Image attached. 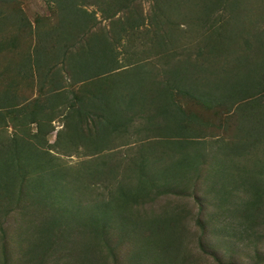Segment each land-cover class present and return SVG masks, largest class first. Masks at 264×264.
<instances>
[{
	"label": "trees",
	"instance_id": "trees-1",
	"mask_svg": "<svg viewBox=\"0 0 264 264\" xmlns=\"http://www.w3.org/2000/svg\"><path fill=\"white\" fill-rule=\"evenodd\" d=\"M22 1L0 0V65L6 64L4 71L0 72V83L16 79L12 81L13 86L16 85L15 89H11V82L8 81L9 88L0 90V233L4 241L8 240L5 225L9 223V214L23 207L26 194L38 191L34 175L40 179L49 178L50 186L55 180L62 179L61 184L74 186L75 190L79 188L80 182L84 187L87 183L94 182L95 185V182L107 178L106 187L109 188L110 198L102 201L104 209L100 206L98 212L89 210V214L86 212L85 215L88 217L86 221L90 228L87 231L92 241L91 258L96 264H123L124 259L120 256L123 245L117 239H127L126 234L141 237L148 232L153 234L158 228L167 229V223L174 220L170 217L163 221L152 219L146 232L135 226L132 230L130 226L116 227L108 222L111 218L108 208L112 206L109 203L113 201L116 207L123 206L125 209L131 205L139 207L141 204L148 205L145 203L154 204L169 195L180 196L182 194L176 192L182 183L180 169L184 167L182 171L186 173L190 167L185 166L186 163H181L180 168L177 164L175 168L167 165V168L155 170V175L150 176L147 175L149 167L140 165L145 162L142 160L137 168L132 164L126 170H135L133 174L127 173L120 178L116 167H110L102 161L105 157L103 155L106 151L110 154L131 147V144L143 146L145 141L154 138L164 141L182 138L187 136L188 131L194 133L189 136L196 134L197 138L203 136L204 130H209L213 136H217L218 132L230 134L238 126L240 114L237 112L242 111L247 116L251 100H263L264 72L248 76L241 84L232 83L227 88L228 97L222 98L221 103L215 105L207 98H200L190 92L195 80H201L195 77L196 70L192 68L195 65L187 63L184 67L183 63L167 62L171 66L165 71V82L160 81L165 86L157 89L156 97L161 99L158 102L152 97L154 93L151 82L157 81L159 75H152L153 70L149 68L151 59L122 66L117 49L125 46L126 42H132L144 28L145 35L148 36L152 30L154 40L157 38L150 44L151 51H154L152 57H171L172 53L168 51L174 40L171 31L177 30V27L169 18L173 13L183 17L185 12L200 9V0H194V8L183 3L184 0H169V9L164 7L162 0H156L159 4H155L151 15L145 10L142 0H45L50 13L36 18L35 24L23 12ZM242 3L243 0L204 1L202 12L194 18V22L198 29L209 24L205 27L206 36L203 35V39L208 37L205 42H208L205 48L208 49V55H214L219 47L220 51L227 49L230 39L231 42L236 39L235 32L239 33L246 48L251 49L256 44L254 36L259 44L262 43L264 29L258 28L262 17L249 19L247 16H239L242 12L248 14ZM245 27H252L254 32L248 35L244 31ZM198 66L197 72L204 74L206 80H218L217 68L212 69L204 63ZM22 80H28L23 87L20 84ZM146 82L152 85L150 95L147 91L149 89H145ZM37 83L39 93L31 97L33 84ZM202 83L207 85L204 79ZM180 87H188V90L182 91ZM24 89L30 93L21 94ZM178 89L179 94L184 92L180 99L175 93ZM233 97L236 101H233ZM213 110L215 114L204 113ZM234 111L236 114H232ZM134 114L143 116L146 121L143 130L152 134L144 135L139 140L128 137L129 128L133 127L136 120ZM57 118H62L63 127L57 133L54 144H51L47 137L55 131L53 123ZM27 125L38 127V132L47 143L44 152L38 149L42 155L34 156L35 162L28 159L27 148L34 147L31 142L12 137L10 143H6L1 132L8 131L10 127L18 129ZM21 131L34 142L41 138L37 132L29 135L28 131ZM13 144L15 146L12 148ZM80 146L86 148L84 156H91L99 162L92 167L81 163L77 169L80 182L77 181L75 186L65 179L69 169L62 166L51 151L79 154ZM142 150L143 147L140 152ZM42 171L44 177H40ZM63 171L64 174L61 173ZM86 176H89L87 180ZM76 194L70 191L65 194V198L60 197L59 208L62 212L71 211L79 220L83 213L80 202L76 205L73 203ZM259 198L257 200L261 204L264 196ZM250 203L251 206H260L258 201ZM85 216H82L83 220ZM50 227L54 233L49 240L46 256L49 257L55 250V259L47 258V262L56 264L65 258L63 250L66 242L73 240L79 232L70 226L64 213L53 220ZM118 228H121L122 234H115ZM163 248L161 245L157 251L162 252ZM6 250L4 246L0 251V261L4 260L2 264H10Z\"/></svg>",
	"mask_w": 264,
	"mask_h": 264
},
{
	"label": "rangeland",
	"instance_id": "rangeland-1",
	"mask_svg": "<svg viewBox=\"0 0 264 264\" xmlns=\"http://www.w3.org/2000/svg\"><path fill=\"white\" fill-rule=\"evenodd\" d=\"M142 1L145 10L150 15L155 4H159L156 0ZM204 1L200 0L202 6L200 9L197 8L198 10L185 12L183 17L173 13L169 18L171 23L174 25L176 23L177 27V30L171 31L172 39H174L172 47L168 50L169 54L172 53L171 57L165 59L152 57L153 32L151 30L147 36L144 34L146 32L144 28L132 42H126L125 46L117 49L120 52L119 59L122 66L137 64L142 59L148 62V59H151L149 68L153 70L152 75L155 77L156 74L159 75L156 78L157 81L151 82L154 93L152 97L158 102L161 99L156 97L158 96L157 89L165 86L160 81L165 82L163 81L167 78L165 71L171 66L167 62L183 63L184 67L187 63L195 65L192 67L196 70L194 71L195 77L202 81L204 79L208 86L204 85L201 80L200 82L195 80L194 88L190 92L197 94L200 98H207L215 105L220 104L222 98L228 97L227 88L231 87L232 83L241 84L248 76L264 72V36L261 44L254 36L256 44H253L250 49L244 46L239 33L235 32L236 39L232 42L230 39L227 49L220 51L219 47L214 55H208V49H205L208 37L203 39V35L206 36L204 31L206 25L209 24L198 29L194 22V18L202 12ZM162 2L164 7L169 9L171 6L169 0H162ZM182 2L188 3L187 6L193 8L196 4L194 0ZM242 5L248 14L242 12L239 16H247L249 19L262 17L258 28L264 29V0H243ZM21 7L31 22L38 17L48 16L50 13L45 0H23ZM89 8L95 9V7ZM244 31L251 35L254 29L245 27ZM203 63L208 64L212 69H218L217 81L206 80L204 74L197 72L198 65ZM4 66H6L5 63L3 66L0 65V72L4 71L3 69L6 68ZM14 80L16 79L11 78L1 82L0 90L9 88L8 81L11 82V89H15L16 85L13 86L12 82ZM27 81L19 82L21 87L25 86ZM149 84L150 82H146L144 85L145 89H149L147 91L150 95L152 85ZM33 86L34 91L31 97L39 93H37L38 83ZM180 89L187 91L188 87H180ZM179 91L178 89L175 93L180 99L184 96V92L179 94ZM23 93L29 94L30 92L24 89L21 90V94ZM13 95L14 93L11 97ZM233 101H236L235 97ZM204 113L215 114L216 112L213 110ZM232 114H236V111ZM237 114H240L237 129L230 131V134L218 132L217 136H213L210 135L209 130H204L203 136L197 138L196 134L189 136L194 133L188 131L187 136L182 138H169L167 141L154 138L145 141L143 146L137 145V147L131 144V147L123 148L115 153L107 154L106 151L102 161L110 167H116L115 169L120 172V178L124 174L135 172V170L134 172L126 171L132 167V164L136 165L135 168L140 165H144L145 168L149 167L147 175L150 176L155 175V170L158 171L168 166L175 168L176 164L179 168L181 163H186L185 166L190 167L186 169V173L182 171L184 167L180 169L182 183L176 192L182 194L181 197L169 195L158 199L154 204L145 203L148 205L141 204L139 207L131 205L125 209L123 206L116 207L113 201L109 203L112 206L108 208L111 211V218L108 222L117 225L116 227L130 226L131 229L135 226L146 232L153 222L152 219L163 221L170 217L174 220L167 225L166 222L164 223L167 228L165 230L158 228L153 234L148 232L143 237L126 234L127 239H117L123 245L120 252L121 258L124 259L123 264H264V200L261 204L257 200L264 196V98L258 101L251 100L247 116L243 115L242 111H238ZM134 115L136 120L133 127L129 128L131 135L129 133L128 137L131 140L133 137L139 140L144 135L152 134L150 131L143 130L146 122L143 116ZM62 125V118H57L53 123L55 131L47 137L48 142L54 144ZM21 130L28 131L29 135L37 132L41 137L36 126L27 125L18 127V129L10 127L8 131H1L5 137L4 142L10 143L9 140L12 137L31 142L34 147L27 148L28 159L35 162L34 156L42 155L41 153L47 149V143L43 136L34 142L35 140L23 134ZM13 146L15 145L13 144L12 148ZM142 147L143 150L140 152ZM80 149L79 154L65 153L61 150L51 151L53 156L59 159L58 162L69 169L65 179L75 186L80 180L77 175L79 165L83 163V165L89 164V167H92L94 163L99 162L91 156H84L86 154L83 152L86 148L80 146ZM142 160L145 162L142 163ZM64 171L61 173L64 174ZM40 177H44L43 171ZM34 178L37 180L35 183L39 189L26 194L23 198V207L9 214V223L5 225L8 240L4 241L0 233V251L4 246L7 248L6 256L10 264H51V261L47 262V258L55 259L56 252L54 250L49 257L46 256L49 240L54 233L50 225L53 220L64 213V218L71 227L77 229L79 234L73 240L66 242L65 250H63L65 258L63 257L56 264H96V261L92 260V241L88 232L90 227L86 221L88 217L85 215L86 212L87 215L89 214V210V212H98L100 206L104 209L105 204L104 202L102 204V201L110 198L109 188L106 187L108 179L95 182V185L94 182L87 183L84 187L79 181L81 190L79 188L75 190L74 186L66 187L61 184L62 179L55 180L50 186L49 178L40 179L38 175H34ZM88 178L89 176H86V180ZM70 191L77 193L73 198V203L76 205L80 202L82 216H85V220L81 215L78 220L71 211H66V213L60 210V197L65 198V194ZM253 201H258L260 206H257L261 208L260 210L256 204L251 206L250 202ZM81 223L84 224L81 225ZM118 229L115 234H122L121 228ZM132 241L136 243L133 244ZM161 245L164 248L162 252H159L157 249ZM3 261L1 259L0 264Z\"/></svg>",
	"mask_w": 264,
	"mask_h": 264
}]
</instances>
